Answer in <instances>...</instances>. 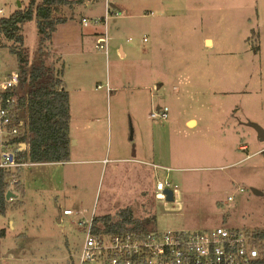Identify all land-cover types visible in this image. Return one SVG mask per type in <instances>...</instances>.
<instances>
[{"label": "rangeland", "instance_id": "obj_1", "mask_svg": "<svg viewBox=\"0 0 264 264\" xmlns=\"http://www.w3.org/2000/svg\"><path fill=\"white\" fill-rule=\"evenodd\" d=\"M29 1L0 0V18ZM164 1L177 18L175 70L152 61L143 40L150 19H128L109 5L108 56L94 50L98 64L70 82L104 83L91 113L72 112L71 160L8 170L15 196L0 202V264H76L85 237L79 222L118 217L125 207L155 231L264 229V141L252 126L264 129V0ZM95 13L104 16V5ZM22 34L30 67L41 60L37 22H26ZM11 45L0 37V83L20 72ZM44 58L53 68L60 62ZM72 63L64 57L70 74ZM164 105L169 118L153 119ZM159 180L171 182L173 201L157 190Z\"/></svg>", "mask_w": 264, "mask_h": 264}, {"label": "built area", "instance_id": "obj_2", "mask_svg": "<svg viewBox=\"0 0 264 264\" xmlns=\"http://www.w3.org/2000/svg\"><path fill=\"white\" fill-rule=\"evenodd\" d=\"M107 7L104 17L82 18L88 26L104 23V34L99 38L96 49L107 56L110 48ZM116 12L115 14H118ZM148 38L145 37V41ZM20 74L15 73L0 83V172L20 168L29 161H23L22 153L28 147L23 140L29 128V117L20 105ZM169 107L151 112L153 119H168ZM172 187L170 181L157 183V190ZM243 191V189H241ZM229 200H233L229 196ZM72 214L71 209H64ZM96 215L79 222L85 232L76 264H255L260 249L253 243L252 235L238 228L218 225L205 231L189 230L155 231L152 229H130L122 232H97L94 230Z\"/></svg>", "mask_w": 264, "mask_h": 264}, {"label": "trees", "instance_id": "obj_3", "mask_svg": "<svg viewBox=\"0 0 264 264\" xmlns=\"http://www.w3.org/2000/svg\"><path fill=\"white\" fill-rule=\"evenodd\" d=\"M82 0H30L24 7L7 17L0 18V37L12 42L10 49L18 55L20 61L19 90L20 105L29 117V128L23 140L28 147L21 154L24 162H56L71 160L70 143V97L62 78L64 67L56 69L47 64L44 57L38 63L28 66L23 53L19 50L24 44L23 25L34 20L40 35L39 55L51 46L52 34L64 18L66 7L73 8ZM41 57V56H40ZM10 171L0 172V202L6 200ZM13 175V174H12ZM1 212L4 208L0 206ZM148 220H139L130 207L121 209L118 217L112 214L96 216L94 230L97 232H122L130 229H147ZM253 243L260 249L255 264H264V229L252 234Z\"/></svg>", "mask_w": 264, "mask_h": 264}, {"label": "crops", "instance_id": "obj_4", "mask_svg": "<svg viewBox=\"0 0 264 264\" xmlns=\"http://www.w3.org/2000/svg\"><path fill=\"white\" fill-rule=\"evenodd\" d=\"M82 9H78V5L71 7H66L63 15V19L59 23L57 30L52 34L51 46L46 50L42 57L51 56V58L60 59L61 66L63 65L64 71L62 78L65 75H69V78H64L65 85L69 91L70 97V116L72 118V112L74 109H79L83 113H91L90 109L95 105L99 99L95 94H98L99 90L104 86V83L98 78H94L91 82L83 81L82 79H77L78 83L70 87L71 80L75 75L77 76L80 68L93 67L98 64V60L94 58L97 54L94 50L96 49V44L99 38L104 34L106 26L102 22L98 24H90L85 26L83 24L82 18H88L89 20H94L97 18H102V13H95V6L97 4H102L105 7V11L109 5L113 4L114 8L120 9L122 12L126 11V18L135 20L137 18H147L150 19L149 27L150 32L148 40L145 41V35L143 36L144 42H150V53L153 63L159 62V66L163 70H170L173 72L175 70V62L173 52L176 46V26L177 18L175 13L170 12L167 4L164 0H82ZM142 6H144L142 8ZM142 8V10L140 9ZM3 8L0 9L2 12ZM76 11L78 14H76ZM137 24V23H136ZM135 30V29H134ZM147 38V37H146ZM132 41L133 39H128ZM213 43V39H210ZM111 44V41H110ZM212 45V44H211ZM134 50V49H133ZM100 51V50H97ZM119 51L121 56H126L127 51L123 44L119 46ZM103 52V51H101ZM104 53V52H103ZM130 53L134 51L130 50ZM141 53V55H143ZM64 57H70L71 59H76L77 63H72L73 72L70 74L65 68ZM84 63H81V60ZM85 59V60H84ZM53 60V59H52ZM56 61V60H55ZM59 60L55 64L58 68ZM101 62V61H100ZM97 63V64H96ZM48 64V63H47ZM61 68V67H60ZM93 71V69H92ZM95 76L93 71L92 73ZM91 74V75H92ZM71 77V78H70ZM107 77V76H106ZM101 78V77H100ZM108 78V77H107ZM109 79V78H108ZM108 82L106 83V85ZM159 86V85H158ZM103 89V88H102ZM151 114V113H150ZM194 121L195 125L198 123L197 119H188L186 124L189 125L190 122ZM194 125V126H195ZM193 126V127H194ZM70 133V130H69ZM71 136V135H70ZM71 139L73 137L71 136ZM244 146H240L242 149Z\"/></svg>", "mask_w": 264, "mask_h": 264}, {"label": "water", "instance_id": "obj_5", "mask_svg": "<svg viewBox=\"0 0 264 264\" xmlns=\"http://www.w3.org/2000/svg\"><path fill=\"white\" fill-rule=\"evenodd\" d=\"M252 126H254L256 128V130L258 131L260 140L264 141V129L257 123H252ZM255 191L257 193L263 194L261 191L257 190L256 188H255ZM164 193H165L166 198L168 200H170V201L174 200V191L173 190H171L170 188H165ZM14 196H15V194L12 193L11 191L7 192V198H11Z\"/></svg>", "mask_w": 264, "mask_h": 264}, {"label": "bare ground", "instance_id": "obj_6", "mask_svg": "<svg viewBox=\"0 0 264 264\" xmlns=\"http://www.w3.org/2000/svg\"><path fill=\"white\" fill-rule=\"evenodd\" d=\"M208 43L211 44V41L209 40ZM190 125L194 126L195 125V122H191Z\"/></svg>", "mask_w": 264, "mask_h": 264}]
</instances>
